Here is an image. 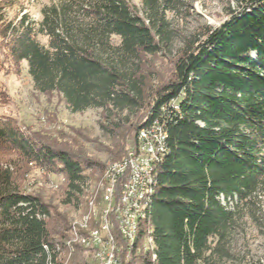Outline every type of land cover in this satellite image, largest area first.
<instances>
[{
	"label": "trees",
	"instance_id": "obj_1",
	"mask_svg": "<svg viewBox=\"0 0 264 264\" xmlns=\"http://www.w3.org/2000/svg\"><path fill=\"white\" fill-rule=\"evenodd\" d=\"M195 1L58 0L40 22L0 18L7 61L27 64L37 93L59 95L72 113L103 109L107 123L106 142L77 149L0 126V264H94L93 250L71 241L72 218L59 207L87 213L107 168L154 122L167 152L136 241L117 237L122 264L230 257L239 208L264 189V0H237L220 26L184 35L174 22ZM111 109L132 113L109 117ZM29 167L62 177L58 206L28 191Z\"/></svg>",
	"mask_w": 264,
	"mask_h": 264
},
{
	"label": "rangeland",
	"instance_id": "obj_2",
	"mask_svg": "<svg viewBox=\"0 0 264 264\" xmlns=\"http://www.w3.org/2000/svg\"><path fill=\"white\" fill-rule=\"evenodd\" d=\"M56 1L13 0L12 5L4 9L3 0H0V18L20 20L23 15L29 14L32 20L40 22L42 9ZM130 1L138 7L141 5V0ZM228 8L237 9V0H196L190 15L175 19L173 28L189 35L205 25L218 27L227 19ZM114 41L118 42L119 39ZM42 42L45 43V40ZM180 46V39H174L170 48L172 56ZM6 52L5 43L0 37V126L10 124L26 135L55 140L62 147L67 145L75 149L82 146L90 148V143L97 139L106 142L101 127L107 124L103 109L91 108L81 113H72L59 95L37 93L28 74L27 64L8 63ZM155 64L161 71L167 68L162 60L156 59ZM111 110L107 112L109 117L117 115L122 119L130 117L132 113L129 110ZM97 158L106 160L104 156ZM25 171V168L22 169V172ZM25 186L28 191L41 192L42 197L54 206L59 205L64 190L62 177L46 174L35 167H29ZM91 196L87 199V207ZM59 209L69 214L73 224H81L88 215L83 209L61 206ZM239 210V228L229 245L230 257L223 264H264V189L256 193L251 203Z\"/></svg>",
	"mask_w": 264,
	"mask_h": 264
},
{
	"label": "bare ground",
	"instance_id": "obj_3",
	"mask_svg": "<svg viewBox=\"0 0 264 264\" xmlns=\"http://www.w3.org/2000/svg\"><path fill=\"white\" fill-rule=\"evenodd\" d=\"M154 123L140 131L137 146L130 149V168H137V161H140L142 137H147L149 131L154 128ZM161 137L162 140H156L157 152L151 153V160H154V165H152V168L145 169L144 196H136V206H140V208L136 213H134V216H132V223L129 229V237L127 241L129 244H133L136 241L139 223L144 219L147 208L155 191L156 167L162 161L167 152V136L162 126ZM119 163L120 162L112 164L108 167L105 171L103 179L97 184L88 203V215L84 218L83 222L81 224L72 223L71 241L84 246L85 248L92 249L94 264L102 263L101 247L102 242L106 239V230L103 228V224L110 223V221H113L114 219L113 209L110 213V205L112 202V194H117V175H112V171L115 169V174H122V165H119ZM108 188H110V191H108ZM93 223L96 225L92 228L91 224ZM82 231L86 234L82 235ZM112 232L114 233V230H112ZM152 243V240L147 238L145 243L146 249H149ZM118 264H122V261Z\"/></svg>",
	"mask_w": 264,
	"mask_h": 264
},
{
	"label": "built area",
	"instance_id": "obj_4",
	"mask_svg": "<svg viewBox=\"0 0 264 264\" xmlns=\"http://www.w3.org/2000/svg\"><path fill=\"white\" fill-rule=\"evenodd\" d=\"M161 125L160 122L154 123V128L149 131L147 137H142L140 161H137V168H130L129 148L127 155L119 163L122 165V174H115V169L112 171V175H117V194H112L110 205V213L113 209L114 219L110 223L103 224V228L106 230V239L102 242L101 264L121 262V248L117 237L125 243L128 241L132 216L140 208V206H136V196H144L145 169L152 168L154 165L151 153L157 152L156 140H162Z\"/></svg>",
	"mask_w": 264,
	"mask_h": 264
}]
</instances>
